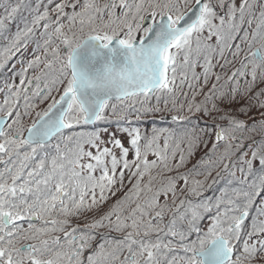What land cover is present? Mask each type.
<instances>
[{
	"label": "snow or ice",
	"instance_id": "obj_1",
	"mask_svg": "<svg viewBox=\"0 0 264 264\" xmlns=\"http://www.w3.org/2000/svg\"><path fill=\"white\" fill-rule=\"evenodd\" d=\"M0 10V264H264V0Z\"/></svg>",
	"mask_w": 264,
	"mask_h": 264
},
{
	"label": "trees",
	"instance_id": "obj_2",
	"mask_svg": "<svg viewBox=\"0 0 264 264\" xmlns=\"http://www.w3.org/2000/svg\"><path fill=\"white\" fill-rule=\"evenodd\" d=\"M2 11V10H0ZM18 22H13L11 25V30L14 32L16 30ZM20 26L22 27V24H20ZM3 42L0 41V44H2ZM34 49V45L33 44H29L28 49L22 50V54L21 53H17V55L15 57L12 58V60H10L8 62V65L5 67V69L3 71H0V82H2L4 79L8 78V77H13L14 73L19 71V69L21 68L20 63H18L19 60L21 59H29L31 58V54L33 52ZM15 65V67L13 68L12 66ZM199 71V69H198ZM15 79L19 80V77H15ZM0 99H2V95H0ZM154 99H153V103H154ZM170 114L168 112H162V113H156L154 115H147L145 117H143L139 122L133 120V126H138L141 128L142 131H151L152 128H172L175 127L174 123L171 121V119H161V117H169ZM211 123V121L205 119L203 121L200 122V126L203 127L205 124ZM120 126H128L127 123H125L124 121H120V124L117 125V123L115 121L112 122L111 125H101V127H108V131L109 132H116L117 135H120L119 133V127ZM255 139L257 141L260 140L259 136H256ZM246 145L251 143L250 141H246L245 142ZM210 147V145H209ZM204 150H200L197 151L196 155L191 159V161L188 164V168L191 169L193 165H195L203 156H204ZM258 167V165H257ZM240 173L237 172V176H239ZM196 179H200L203 180L204 177L203 176H198L195 177ZM213 180H216V183H213ZM228 180L229 177L227 176H223L221 177H217L216 172L212 173L211 177H208L207 180V185L205 186V190L203 193V196L205 198H215L216 196L220 195V191L221 189H223L224 187H226L228 185ZM210 185V187L208 186ZM195 199V198H194ZM205 223H207V220L205 221ZM247 223V221H246Z\"/></svg>",
	"mask_w": 264,
	"mask_h": 264
}]
</instances>
